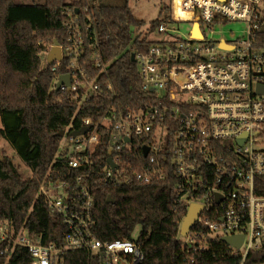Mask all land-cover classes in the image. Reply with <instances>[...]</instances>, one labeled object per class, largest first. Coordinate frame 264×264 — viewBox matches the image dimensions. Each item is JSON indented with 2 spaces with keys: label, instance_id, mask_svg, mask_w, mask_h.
<instances>
[{
  "label": "built area",
  "instance_id": "1",
  "mask_svg": "<svg viewBox=\"0 0 264 264\" xmlns=\"http://www.w3.org/2000/svg\"><path fill=\"white\" fill-rule=\"evenodd\" d=\"M171 7V21L157 28L168 38L136 54L143 89L156 94L157 101L126 112L115 104L94 18L82 16L80 7L76 13L68 10L66 41L58 44L61 60L50 66L53 72L61 66L65 70L53 89L69 94L78 108L98 100L110 104L98 120L84 118L79 128L66 131L55 161L61 166L40 187L51 212L67 226L64 244L44 245L28 230L16 232L11 223L0 221V259L8 261L23 247L31 264H64L73 250L94 254L104 264L144 262L138 238L102 241L93 230L95 158L105 135L109 158L117 165L107 161L101 171L107 183L151 184L173 172L178 202L188 209L203 207L186 244L200 242L196 250L206 252L209 239L217 240L231 257L241 258L240 264L251 252L264 251V91H259L264 89V0H171ZM229 22L245 25L246 36L207 37ZM183 23L191 24L189 36L173 35L176 24ZM63 75L70 85L58 90ZM83 128L88 132L71 135ZM136 151L144 159L134 158ZM238 236L244 237L239 248L223 241Z\"/></svg>",
  "mask_w": 264,
  "mask_h": 264
},
{
  "label": "trees",
  "instance_id": "2",
  "mask_svg": "<svg viewBox=\"0 0 264 264\" xmlns=\"http://www.w3.org/2000/svg\"><path fill=\"white\" fill-rule=\"evenodd\" d=\"M130 0H0V141L6 140L19 159L29 167L26 177L7 156L0 159V221L11 223L16 232L23 229L44 245L62 246L67 234L63 219L53 214L40 187L54 167L56 157L69 128H79L82 119L98 120L109 107V100L92 101L78 108L69 94L53 89L61 66L53 72L47 53L56 42L66 41L68 10L91 15L103 41V56L109 64L110 79L123 111L146 107L157 101L156 94L143 89L138 64L132 54L146 52L155 41L140 31L146 22L138 19ZM89 6V11L84 8ZM170 14L150 23L149 32ZM49 65V66H48ZM109 136H103L96 151L93 180L94 233L102 241L132 239L140 227L139 242L145 259L142 264H240L231 257L223 243L209 239L210 250H196L180 235L188 206L178 202V178L170 172L165 180L151 184L113 185L101 171L109 158ZM141 156L136 151L133 157ZM65 168V166H64ZM67 169V168H66ZM111 198L113 201H110ZM64 264H104L87 251L67 252ZM27 249L17 247L0 264H31ZM264 251L251 252L246 264H263Z\"/></svg>",
  "mask_w": 264,
  "mask_h": 264
},
{
  "label": "rangeland",
  "instance_id": "3",
  "mask_svg": "<svg viewBox=\"0 0 264 264\" xmlns=\"http://www.w3.org/2000/svg\"><path fill=\"white\" fill-rule=\"evenodd\" d=\"M130 7L134 13V15L140 19L146 22V25L142 28L140 33H142L144 36H147L149 40L155 41V42H161L168 38V35L166 34H160L157 29L155 31L149 32L148 28L150 27V23L157 19H163L165 15L170 12L167 9L169 6H171V0H130L129 1ZM176 31L173 32V35L178 36H189L190 30H191V24L189 23H183V24H176ZM170 35H172L170 33ZM196 37H200L197 34ZM246 36V26L240 23L235 22H229L227 25L223 28H218L215 30L213 34L207 33V37L215 39V40H221V39H234V38H240ZM3 156L9 157L15 165L20 167L21 172L26 177H31L32 173L31 170L27 165H25L18 157L14 149L9 145V143L1 139L0 141V157L1 159ZM141 228L138 227L134 233L133 238L137 239L139 238ZM183 240H185L184 237H182Z\"/></svg>",
  "mask_w": 264,
  "mask_h": 264
},
{
  "label": "water",
  "instance_id": "4",
  "mask_svg": "<svg viewBox=\"0 0 264 264\" xmlns=\"http://www.w3.org/2000/svg\"><path fill=\"white\" fill-rule=\"evenodd\" d=\"M56 60H61V49L58 46V42L55 43V45L53 46V48L49 52V54L47 56V63L49 65H52V64H54V62ZM132 60L134 62H136V54L135 53L132 54ZM63 84L70 85L69 76L63 75L60 77V82L57 85V89L59 90L61 85H63ZM259 91L263 92L264 89L259 88ZM88 130H89V128H83L80 131L72 132L71 135L76 137L78 135L87 133ZM65 134H66V131H63L59 134V136L64 137ZM110 154H112V152ZM147 155H148V149H145V156H147ZM0 159H1V157H0ZM108 163L113 168L117 167V165L114 163L112 157H110L108 159ZM109 200L113 201L111 198H109ZM202 210H203V207L196 205V204H193L189 207L188 214L185 217V219L183 220V222L181 224V228H180V235L182 237L186 238L188 236L189 232L192 230V228L196 222V219L198 218V216L200 215ZM243 239H244L243 236H241V237H239V236L238 237H226L223 239V241H224V243H226L228 245L235 246V247L239 248V247H241V245L243 243Z\"/></svg>",
  "mask_w": 264,
  "mask_h": 264
},
{
  "label": "bare ground",
  "instance_id": "5",
  "mask_svg": "<svg viewBox=\"0 0 264 264\" xmlns=\"http://www.w3.org/2000/svg\"><path fill=\"white\" fill-rule=\"evenodd\" d=\"M196 34H197L198 36H200V35H199V32H198V30H197V29H196L195 35H196Z\"/></svg>",
  "mask_w": 264,
  "mask_h": 264
}]
</instances>
